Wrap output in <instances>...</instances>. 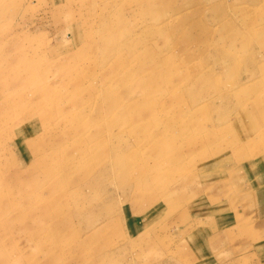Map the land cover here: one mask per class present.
<instances>
[{
    "label": "rangeland",
    "instance_id": "rangeland-1",
    "mask_svg": "<svg viewBox=\"0 0 264 264\" xmlns=\"http://www.w3.org/2000/svg\"><path fill=\"white\" fill-rule=\"evenodd\" d=\"M263 185L264 0H0V264H264Z\"/></svg>",
    "mask_w": 264,
    "mask_h": 264
},
{
    "label": "crops",
    "instance_id": "crops-1",
    "mask_svg": "<svg viewBox=\"0 0 264 264\" xmlns=\"http://www.w3.org/2000/svg\"><path fill=\"white\" fill-rule=\"evenodd\" d=\"M262 187L259 189V192H257V196H256V202H255V208L257 209L256 213L254 212L248 214V211H246L245 213H243L242 211V215H243L242 218H244L243 221L251 220L256 214H259L260 217L263 218L262 221H264V185Z\"/></svg>",
    "mask_w": 264,
    "mask_h": 264
}]
</instances>
